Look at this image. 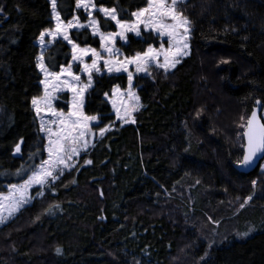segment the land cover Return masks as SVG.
<instances>
[{"label": "trees", "instance_id": "16d2710c", "mask_svg": "<svg viewBox=\"0 0 264 264\" xmlns=\"http://www.w3.org/2000/svg\"><path fill=\"white\" fill-rule=\"evenodd\" d=\"M75 3L57 0L62 20L74 14L86 20ZM95 3L132 20L147 0ZM179 11L190 21L189 54L169 72L134 75L141 105L134 123H116L105 99L113 86H126L127 76H93L83 110L113 128L0 227V264H170L187 248L191 264H264V171L234 168L255 101L264 109V0H183ZM96 18L101 30L115 31L111 20ZM52 24L49 0H0V191L45 157L31 101L42 92L36 39ZM70 35L80 46H99L88 29ZM149 44L159 40L144 32L119 47L129 56ZM44 56L48 69L58 71L71 49L58 39ZM59 98L55 104L67 109V95ZM191 201L200 214H189L198 221L188 224L231 217L223 227L234 224L247 235L195 242L199 230L180 219Z\"/></svg>", "mask_w": 264, "mask_h": 264}, {"label": "snow or ice", "instance_id": "6c2138e0", "mask_svg": "<svg viewBox=\"0 0 264 264\" xmlns=\"http://www.w3.org/2000/svg\"><path fill=\"white\" fill-rule=\"evenodd\" d=\"M181 0H171L169 5L168 0H147V7L140 8L131 13L132 20H124L116 7H97L95 0H76V8L83 9L88 17V23L84 24L79 21L76 16L73 20L66 23L62 21L60 13L57 11V0H51L52 13L56 20L54 29L42 31L39 36L41 52L37 57V67L45 75V80L41 83L44 85L45 91L42 98L33 97L32 105L35 108L37 116L41 112H45L51 119L45 120L41 118L40 130L46 133L48 138L47 153L48 158L42 160L39 164L30 165L31 175L28 176L22 184H13L10 186V191L7 196L0 195V223L6 219L4 213L10 217L17 213L25 204L32 198L29 195V189L34 185L40 186L42 189L45 186L51 185L64 171L76 167L74 163L82 151H87L90 145L94 146V140L97 135L90 127L92 121H98V116H87L83 113V102L85 92L93 84V74H101L102 68L108 73H119L121 71L128 74V90L126 93H119L118 88L113 90L114 95H122L130 100L139 101V97L132 91V83L134 74L129 70V66H135L136 73L150 74L149 69L153 66L168 71L170 68L180 62V58L189 54L190 40V21L183 16L182 13L176 10L177 4ZM94 12L103 14L106 20L114 22V26L118 29L115 32L101 31L100 21L94 16ZM141 26L144 29L155 31L161 37H167L169 47L164 48L161 44L159 49L149 45L147 50L136 52L134 56H125L122 60L119 59V49L115 47L116 41L127 40L128 33H134L136 36L141 35ZM90 28L93 35H98L100 40V48L98 51L95 48H81L75 43L70 35L71 31L76 29ZM46 37H51V42L62 38L72 49V63L67 66H61L59 72L50 71L45 63L43 49L48 47ZM86 57L91 59V63L86 61ZM161 57L163 62H161ZM78 62L82 66V72L87 75V83L81 86V77L72 71L73 63ZM63 78L67 88L72 92V105L67 114L62 111H56L52 108V99L49 93V83H52L53 90L57 89V83ZM107 96V93L105 94ZM41 102L44 108L40 107ZM113 108L116 110L118 120L125 123L135 122L133 112L138 108H133L131 105H124L121 101V107H117L115 100L112 101ZM257 104H260L257 101ZM123 109V115L121 111ZM243 119V118H242ZM112 125L99 128V136L103 137L106 132L110 131ZM243 138V156L236 161L238 168L251 167L258 157H264V122L258 117L257 110L254 108L251 115L247 118ZM21 142L15 145V153H20ZM31 158V157H30ZM91 160H86L85 164H91ZM22 169L17 170V175H20ZM255 186L256 181L254 180ZM37 195H43L39 191ZM252 197H248L251 200ZM6 201V203H5ZM247 203V201H245ZM243 207V205H241ZM240 235H247L243 233ZM57 253L61 252L60 248L56 249Z\"/></svg>", "mask_w": 264, "mask_h": 264}, {"label": "rangeland", "instance_id": "374dc122", "mask_svg": "<svg viewBox=\"0 0 264 264\" xmlns=\"http://www.w3.org/2000/svg\"><path fill=\"white\" fill-rule=\"evenodd\" d=\"M183 0H181V2H182ZM49 2H50V5H51V0H49ZM181 2L179 3V4H177V6H176V10L178 11V12H180L179 11V5L181 4ZM168 3H169V5H170V3H171V0H168ZM75 5H76V3H75ZM97 7H100L99 5H97ZM103 7H105V6H103ZM144 7H147V4L144 6ZM144 7H142V8H144ZM107 8H110V7H107ZM85 15H86V13H85V11L83 10V9H80ZM139 10V9H138ZM137 11V10H136ZM100 14V15H102L103 16V14L102 13H99V12H94L93 14H94V16H96V14ZM77 15L76 14H74L71 18H69L68 20H62L63 22H67V21H69V20H73V18L74 17H76ZM51 17H52V22H53V24H52V27L51 28H48V29H54L55 28V25H56V20H55V18H54V16H53V13H52V7H51ZM132 19H134L133 17H132ZM79 21L81 22V23H84V24H87L88 23V17H87V15H86V20L85 21H81L80 19H79ZM113 22V21H112ZM114 23V22H113ZM48 29H44V30H42V31H45V30H48ZM85 29H88L89 30V32L92 34V31H91V29L90 28H85ZM118 29L116 28L115 29V31H117ZM101 31H103V30H101ZM115 31H113V32H115ZM144 32H151L153 35H155L157 38H158V40H159V44L158 45H153V44H149V45H152L154 48H156V49H159L160 48V46H161V44H163V46H164V48H168L169 47V43H168V39H167V37H161L160 35H158L154 30L153 31H150V30H146V29H144L143 28V26H141V35L139 36V37H141L142 36V33H144ZM130 34H132V35H134V36H136L134 33H128L127 34V37H128V35H130ZM93 35V34H92ZM40 36V35H39ZM39 36H38V38L36 39V44L38 45V55H37V57L39 56V54H40V52H41V46H40V43H39ZM94 36H96V37H98V39H99V36L98 35H94ZM138 37V36H137ZM58 39H60V40H62V38H58ZM57 39V40H58ZM46 41H48L49 43H48V47L53 43V42H51V37H46ZM63 41V40H62ZM63 42H65V41H63ZM127 42V40L126 41H121V40H117L116 41V44H115V47L116 48H118L119 49V52H120V55H119V59H123L125 56H128V55H125L123 52H122V50L120 49V47H119V44L121 43V44H125ZM66 43V42H65ZM67 44V43H66ZM68 45V44H67ZM149 45H147L146 47H145V49L143 50V51H145V50H147V48H148V46ZM69 47H70V49H71V46L70 45H68ZM48 47H46V48H44L43 49V51H45ZM81 48H95V47H91V46H88V45H84V46H80ZM95 49H97L98 51H100L101 50V48H100V40H99V46L98 47H96ZM142 52V51H141ZM189 52H190V47H189ZM135 55V53L134 54H132V55H129L128 57H131V56H134ZM183 57H185V56H183ZM183 57H181L180 58V60L183 58ZM86 59V61L88 62V63H91V59L89 58V57H86L85 58ZM161 62H163V58L161 57ZM36 63H38V61H37V58H36ZM68 63H72V49H71V58H70V60H69V62ZM67 63V64H68ZM67 64L66 65H63V66H67ZM157 69H160V70H162L163 72H169V71H171L173 68H170L168 71H165V70H163V69H161V68H158V67H155V66H153V67H151L150 69H149V73L150 74H145V73H136L135 72V66L134 65H131V66H129V70L130 71H132L133 72V74L134 75H136V74H141V75H151V72L152 71H156ZM38 70H39V72H40V74H41V80H40V84H41V87H42V92H41V94H39V95H37V96H35V97H39V98H42L43 96H44V91H45V88H44V85L41 83V81L42 80H45V75H44V73H42L41 71H40V69L38 68ZM51 71V70H50ZM60 71V69L58 70V71H54V72H59ZM72 71L74 72V73H76L77 75H80V77H81V86H82V84L83 83H87V75L85 74V73H83L82 72V66L81 65H79V63L78 62H75V63H73V67H72ZM120 73H123V74H125L126 76H127V84H126V86L124 87V88H121V87H119V86H117V85H115V86H113L112 88H111V90H110V92L107 94V96L105 95V99L108 101V103H109V105H110V108H111V112H112V114L114 115V120H115V122L116 123H118V124H120V125H124V124H126L124 121H122V120H118L117 119V116H116V110H115V108H113V104H112V101L113 100H115L116 101V103H117V107H121V101H123L124 102V105L125 106H127V105H131L133 108H139L141 105H140V101H138V104H137V102L136 101H134V100H130L128 97H126V96H122V95H114V93H113V90L114 89H117L118 88V91H119V93H126L127 92V90H128V87H129V85H128V74H127V72H123V71H121V72H119V73H116V72H113V73H108L105 69H103L102 68V73L101 74H120ZM94 75H96L95 73L93 74V76ZM52 83H56L55 81H51L50 83H49V93H50V98L52 99V108L53 109H55L56 111H62V112H64L65 114H67L68 112H69V110H70V108H71V105H72V99H73V94H72V92L67 88V85L64 83V80H63V78L61 79V81L60 82H58L57 83V89H59V90H53V88H52ZM93 85V84H92ZM92 87V86H91ZM90 87V88H91ZM89 88V89H90ZM88 89V90H89ZM87 90V91H88ZM87 91L85 92V94H84V102H85V97H86V93H87ZM132 91L135 93V95L136 96H138V94H137V90H136V87L134 86V83H132ZM62 93H65L66 95H67V101H66V103H67V109H62V108H59L56 104H55V101L56 100H62V99H60L59 98V95L60 94H62ZM139 97V96H138ZM84 102H83V107H84ZM32 107H33V105H32ZM40 107L43 109L44 108V104L41 102V104H40ZM33 109H34V112H35V115H36V117H37V120H38V125H39V129H40V122H41V118H44L45 120H48V119H51V117H49L48 115H46V113L45 112H41V114H40V116H37V114H36V111H35V108L33 107ZM83 110V109H82ZM137 111V110H136ZM136 111H134L133 112V117H134V113L136 112ZM83 113L85 114V112H84V110H83ZM85 115H87V114H85ZM121 115H123V109H122V111H121ZM261 115H262V118H263V121H264V109H262V112H261ZM87 116H91V115H87ZM129 122H131V121H129ZM129 122H127V123H129ZM247 122V121H246ZM108 125H110V124H105V125H101L100 124V122H99V120L98 121H92L91 123H90V127L92 128V130L94 131V132H96L97 133V135H96V137H95V140L96 139H98L100 136H99V128H101V127H105V126H108ZM112 125V127H111V129L113 128V124H111ZM110 129V130H111ZM40 132H41V134L44 136V138H45V146H44V149H45V157H44V159H47L48 158V153H47V150H46V148H47V145H48V138H47V135H46V133H44V132H42L41 130H40ZM95 140H94V142H95ZM92 145H90L89 146V148L91 147ZM88 148V149H89ZM88 149H87V151H88ZM86 151V152H87ZM83 153H85V151H82L81 153H80V155L81 154H83ZM80 155L77 157V158H75V160H74V163L76 164V162H77V160H78V158L80 157ZM43 159V160H44ZM259 171H264V158H263V160L261 161V163H260V165H259ZM29 175H31V173L29 174ZM28 175V176H29ZM28 176L24 179V180H26L27 178H28ZM24 180L23 181H21V182H18V183H12V184H9V185H7L6 186V188H5V190L4 191H0V195H3V196H7L8 195V193H9V191H10V186L11 185H13V184H16V185H19V184H22L23 182H24ZM257 185L255 184V186H254V190H253V192L255 193V191H256V193L258 194V195H260V191H257V187H256ZM259 186V185H258ZM35 190V191H34ZM33 191H34V193H33ZM39 191H41V188H40V186H33L31 189H29V195L32 197L30 200H29V202L27 203V204H25V205H28V204H30L31 203V201H32V199L37 195V193L39 192ZM245 201H249V200H245ZM244 201V204H240V205H237V207L233 210V215L232 216H238V215H236L237 214V212H238V209H240L242 206L241 205H243V207H244V205H245V202ZM5 203H6V201H5ZM192 204V201H191V203L189 204H187L189 207V209H191V211L192 210H194V211H196V212H194V211H188L189 213H187V214H184V216H182L180 219L181 220H183V221H185L184 223L185 224H187V227L186 228H188V229H190V230H192V228H197L198 230H199V234H197L196 236H194L195 237V242H198V240L199 241H201V240H203V241H206L208 244H209V242H211L210 243V245L211 244H214V243H216L218 240V242H221L220 240H223L225 237H226V234H225V232H230V234H233V235H236V236H242V235H240L241 233H239L240 231H239V229L236 227V225H231V226H229L228 227V229H225V227H223L224 225H223V221H225V220H227V219H229V218H231V217H227V219H223V217H221V218H209L208 217V219L206 218V220L204 219V221H205V223L203 222H200V225H199V227H197V226H193V224H191V223H187L188 221H191V220H193V221H195L196 223H197V219H189V214H191V215H193V217H199V214H200V211H199V209H197L195 206H193V205H191ZM24 205V206H25ZM23 206V207H24ZM22 207V208H23ZM242 207V208H243ZM18 213V212H17ZM17 213H15L14 215H12V216H8L7 215V212H5L4 213V215H5V217H6V219L4 220V222H2V223H0V227H2L5 223H7L10 219H12ZM196 213V214H195ZM186 217V218H185ZM185 219V220H184ZM197 232V231H196ZM197 240V241H196ZM194 243V242H193ZM209 245V246H210ZM4 246H6V245H4ZM3 246V247H4ZM186 251H189L188 250V248L185 250V249H183V250H181L180 251V253H179V255H177L174 259H172V262L170 263V264H191V262H192V258H193V256H192V254H189V256H186Z\"/></svg>", "mask_w": 264, "mask_h": 264}, {"label": "water", "instance_id": "95a60500", "mask_svg": "<svg viewBox=\"0 0 264 264\" xmlns=\"http://www.w3.org/2000/svg\"><path fill=\"white\" fill-rule=\"evenodd\" d=\"M257 101H259V100H257ZM257 101H255L254 106L252 107V109H251V111H250L248 117L251 115L252 110L255 108V109L257 110L258 117L261 119L262 122H264V121H263V118H262V115H261V112H262V106H261V103H260V104H257ZM259 102H260V101H259ZM244 130H245V128H244ZM244 130H243V132H242V138H243ZM245 142H246V141H245V139L243 138V143L245 144ZM244 144H243V145H244ZM242 156H243V154H242ZM263 158H264V157H258V158L256 159L255 163H254L251 167H248V168H238V167L236 166V164H234V168H235L238 172H240V173H249V172H252L253 170H255V169H257V168L259 167V165H260L261 161L263 160Z\"/></svg>", "mask_w": 264, "mask_h": 264}]
</instances>
